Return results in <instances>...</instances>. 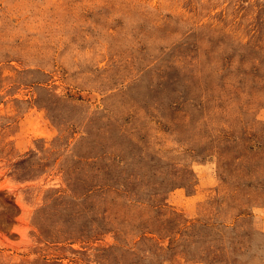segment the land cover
<instances>
[{
  "label": "rangeland",
  "instance_id": "374dc122",
  "mask_svg": "<svg viewBox=\"0 0 264 264\" xmlns=\"http://www.w3.org/2000/svg\"><path fill=\"white\" fill-rule=\"evenodd\" d=\"M0 264H264V0H0Z\"/></svg>",
  "mask_w": 264,
  "mask_h": 264
}]
</instances>
